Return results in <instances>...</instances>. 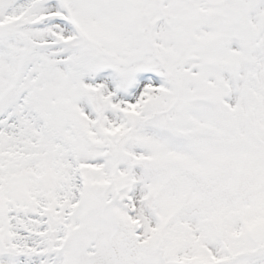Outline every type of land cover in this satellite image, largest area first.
I'll list each match as a JSON object with an SVG mask.
<instances>
[{"label":"snow or ice","instance_id":"snow-or-ice-1","mask_svg":"<svg viewBox=\"0 0 264 264\" xmlns=\"http://www.w3.org/2000/svg\"><path fill=\"white\" fill-rule=\"evenodd\" d=\"M0 264H264V0H0Z\"/></svg>","mask_w":264,"mask_h":264}]
</instances>
